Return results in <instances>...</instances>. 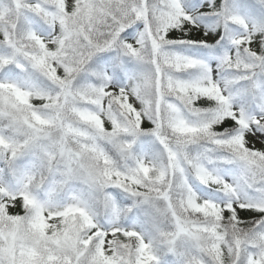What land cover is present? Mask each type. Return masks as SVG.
<instances>
[{
	"label": "snow or ice",
	"instance_id": "obj_1",
	"mask_svg": "<svg viewBox=\"0 0 264 264\" xmlns=\"http://www.w3.org/2000/svg\"><path fill=\"white\" fill-rule=\"evenodd\" d=\"M0 264H264V0H0Z\"/></svg>",
	"mask_w": 264,
	"mask_h": 264
}]
</instances>
